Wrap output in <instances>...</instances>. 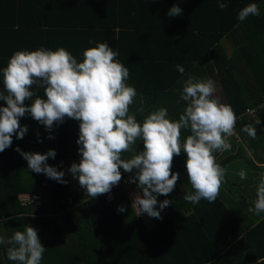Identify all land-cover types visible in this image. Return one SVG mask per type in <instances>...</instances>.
I'll return each mask as SVG.
<instances>
[{
  "label": "trees",
  "instance_id": "16d2710c",
  "mask_svg": "<svg viewBox=\"0 0 264 264\" xmlns=\"http://www.w3.org/2000/svg\"><path fill=\"white\" fill-rule=\"evenodd\" d=\"M227 3L221 10L217 0H0V70L15 51L29 47H63L82 62L85 49L107 42L129 69L127 83L142 95V107H164L174 120L187 106L180 100L184 81L190 76L210 78L236 116L251 109L260 120L237 122L230 137L234 152L215 153L216 162L225 169L232 160L244 158L251 170L264 171V134L257 131L264 132V0ZM249 3L259 6L260 15L238 21V12ZM173 5L183 9L181 16L166 15ZM21 6L29 8L27 18ZM177 64L185 69L183 75ZM33 90L46 99L43 89ZM4 106L6 101L0 100ZM148 114H136L137 120ZM25 118L33 119L26 114L20 120ZM67 119L54 123L51 141L14 135L12 145L0 153V234L6 240L26 226L37 229L46 248L41 264H264L263 213L248 217L219 196L214 203L201 200L195 205L183 199L192 191L186 153L174 157L172 172L179 179L170 194L157 196L156 207L165 199L173 203L161 211V219L145 214L147 221L136 215L119 184L114 200L107 202L104 195L84 198L65 183L32 172L17 147L41 154L54 149L56 157L47 163L64 171L68 180L70 163H78L80 155L79 126ZM245 125L256 128L255 139L241 130ZM189 134L184 130L182 138ZM136 149L143 151L142 140ZM120 171L122 178L130 174ZM136 189L142 196L137 183ZM21 194L37 196V201L22 205ZM119 206L125 211H118ZM8 247L0 245V264H16L7 257Z\"/></svg>",
  "mask_w": 264,
  "mask_h": 264
},
{
  "label": "clouds",
  "instance_id": "9594fccd",
  "mask_svg": "<svg viewBox=\"0 0 264 264\" xmlns=\"http://www.w3.org/2000/svg\"><path fill=\"white\" fill-rule=\"evenodd\" d=\"M217 4L221 10L228 7L227 0H217ZM182 14L183 9L177 5L166 13L169 18ZM259 15V6L249 3L238 12L237 19L243 22L249 16ZM118 55V50L107 42L85 49L82 62L63 47L55 51L44 47L15 51L7 66L0 70L3 75L0 100L7 105L0 107V153L12 145L14 135L17 139L24 138L28 128L19 121L26 114L49 131L54 123L70 118L79 121L76 143L80 160L72 163L68 171L78 179L87 196L95 199L109 193L122 179L121 168L127 173L136 170L129 182L137 183L142 196L137 193L133 204L138 206L139 215L161 219V211L173 201L165 199L157 209V196H167L174 190L179 173L172 172L173 160L186 153L185 167L192 191L183 199L193 205L201 200L214 203L226 174L216 162L215 153L231 148L228 138L233 135L237 121L234 109L214 97L215 81L190 76L184 81L180 95L187 106L179 119H171L168 110L160 107L142 122L138 121L135 114H130L138 93L127 83L130 71L117 59ZM176 69L182 75L185 72L179 64ZM33 86L43 89L46 99L37 96ZM26 100L32 101L30 106L25 105ZM259 123L258 119L256 124ZM184 130L190 132L186 138H182ZM241 130L252 139L257 136L252 125ZM141 140L144 149L137 151V142ZM15 150L32 172L67 183L64 171L47 163L50 157L55 159L54 149L44 154L23 152L18 147ZM125 153L131 154L130 157L125 159ZM238 175L241 180L247 179L243 169ZM253 205L249 212L264 213V176L257 184ZM118 211L125 209L119 206ZM5 243L10 245L7 249L10 261L41 264L46 248L34 227L16 230L7 240L0 235V245Z\"/></svg>",
  "mask_w": 264,
  "mask_h": 264
},
{
  "label": "rangeland",
  "instance_id": "374dc122",
  "mask_svg": "<svg viewBox=\"0 0 264 264\" xmlns=\"http://www.w3.org/2000/svg\"><path fill=\"white\" fill-rule=\"evenodd\" d=\"M224 45V49L226 50L227 54L230 53V47L228 46L227 42H223ZM214 97L217 98L221 103L227 104L226 103V99L224 97V94L222 92V89L220 86H218L216 84V91L214 93ZM140 100L135 99V102H138ZM152 107V106H151ZM149 106V111H147V113H150L153 111V109ZM143 108V107H142ZM143 110H146L143 108ZM250 120H254L255 122L257 121L256 119V114L254 118H251ZM258 134H264V132H262V129L258 128ZM229 143L231 144V148L229 151V153H233L234 151H232V142L230 137L228 138ZM72 163H70L71 166ZM245 170L247 173V179L245 180H241L238 173L241 170ZM226 174L224 177V181L222 186L227 187L226 191L224 194L222 193V191H220L221 193H219V198L221 200H223L224 202H226L227 200H229L230 202L228 203L229 205L235 207V209H242L243 206H245L246 208H243L244 213H248L251 215H254L253 212H249L248 209L249 207H254L253 205V201L256 199V189H253L251 186V182H253L252 179H257V175L260 176L262 175V173L258 172V171H254L251 170V167L247 164V162L245 161L244 158H240L237 159L236 162H232L230 163L227 168L225 169ZM26 173L29 174V172L26 170ZM263 176V175H262ZM258 184V183H257ZM224 187V188H225ZM178 188H180L181 190H186L185 187L183 185L180 184V186H178ZM133 195L136 194L135 190L131 191ZM138 193V191H137ZM128 195V200L129 202H131L132 204V196L129 195V193H127ZM242 199L243 201H241L243 204L239 203V200ZM227 203V202H226ZM133 208V207H132ZM2 235V234H0Z\"/></svg>",
  "mask_w": 264,
  "mask_h": 264
},
{
  "label": "crops",
  "instance_id": "0c3cea01",
  "mask_svg": "<svg viewBox=\"0 0 264 264\" xmlns=\"http://www.w3.org/2000/svg\"><path fill=\"white\" fill-rule=\"evenodd\" d=\"M29 9V8H28ZM28 9H26V8H24V10H23V6H21V11L23 10V15L22 16H25L26 18L29 16V10ZM20 11V12H21ZM4 16H7V13L4 15ZM223 42H226L225 40L223 41ZM30 49L29 50H32L33 48L32 47H29ZM138 93V95H137V97H136V99H138V100H140V101H138V102H134L133 103V105L132 106H130V114H138V113H140V112H138L137 110L138 109H140V108H142V103H141V98L143 99V97H142V95H139L140 93L139 92H137ZM154 97V96H153ZM31 102L32 101H30V100H26L25 101V105L26 106H30V104H31ZM149 108V107H148ZM154 110V109H153ZM145 112H147V111H149V109H146V110H144ZM136 117H137V115H136ZM67 121L68 122H70L71 121V123H73V126H79V121H77V120H74V119H67ZM74 122H75V124H74ZM19 123H20V125L21 126H27V128H28V131H27V133L24 135V139L25 140H28V141H32V140H36V141H39V140H48V141H51V139H49L48 137L50 136V135H52V134H49L50 132H49V130H47L46 128H45V126L44 125H42V124H40L39 122H37V121H35V120H33V119H28V118H25V119H21L20 121H19ZM40 125H42V126H40ZM46 133H45V132ZM30 132V133H29ZM236 160L237 159H234V160H232L230 163H232V162H236ZM230 163H228L227 165H226V167H225V169L227 168V166L230 164ZM260 165V164H259ZM260 166H264V164H261ZM258 172H260V173H262V175L264 176V171H262V170H260V171H258ZM262 175H260V176H258L257 175V179H252L253 180V182H251V186H252V188L253 189H256L257 188V183L259 182V180H260V178H261V176ZM178 186H180V184H178ZM177 186V187H178ZM225 187V186H224ZM223 186L221 187V189H220V191H222V193L224 194L226 191H224V190H226L227 189V187H225L224 188ZM180 189V188H179ZM181 190V189H180ZM221 193V192H220ZM227 203H229L230 201L229 200H227L226 201ZM243 209V208H242ZM243 214H245L246 216H248V217H252L253 215H251V214H248V213H244V211H243ZM264 214V213H263ZM66 239H67V237H65Z\"/></svg>",
  "mask_w": 264,
  "mask_h": 264
},
{
  "label": "built area",
  "instance_id": "2783aa9c",
  "mask_svg": "<svg viewBox=\"0 0 264 264\" xmlns=\"http://www.w3.org/2000/svg\"><path fill=\"white\" fill-rule=\"evenodd\" d=\"M236 117H237L236 123L241 121L242 118H244V120L250 121L251 118L255 117V112H254V110L247 109L243 114L236 116ZM135 172L136 171H133L132 173L127 174L124 178H122L121 181L119 182V185L122 186L125 190H127V193H129V195H131L133 197L132 198V206L135 209L136 215L139 218L143 219L144 221H147L146 215L145 214L139 215L138 206L133 204L135 196L137 194L136 183H130L129 181L132 177H134ZM65 185L70 186V188L73 191H76L80 196L85 198L86 190L83 189L79 185L78 179L73 178L72 174L69 171H68V180H67V183H65ZM116 186H113V188L111 189V191L109 193L103 194L105 201L112 202L114 200V189L116 188ZM133 190H135V192H136L135 195H133L131 192ZM18 199L21 201L22 205H27V204L33 203L35 200L37 201V196L31 197V196L25 194V195H20L18 197ZM69 203H72L71 200H69ZM69 205H71V204H69Z\"/></svg>",
  "mask_w": 264,
  "mask_h": 264
}]
</instances>
